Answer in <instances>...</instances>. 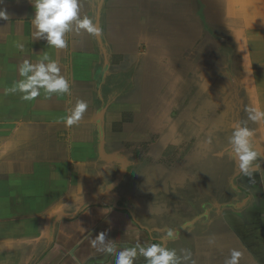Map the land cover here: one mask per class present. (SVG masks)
I'll return each instance as SVG.
<instances>
[{"label":"rangeland","instance_id":"374dc122","mask_svg":"<svg viewBox=\"0 0 264 264\" xmlns=\"http://www.w3.org/2000/svg\"><path fill=\"white\" fill-rule=\"evenodd\" d=\"M124 1L107 28L109 60L96 46L79 97L100 109L101 148L115 159L101 160V173L119 177L109 184L118 205H138L152 237L196 213L222 229L244 208L222 205L236 199L233 182L257 180L225 150L234 125L252 123L253 103L264 108V0Z\"/></svg>","mask_w":264,"mask_h":264},{"label":"crops","instance_id":"0c3cea01","mask_svg":"<svg viewBox=\"0 0 264 264\" xmlns=\"http://www.w3.org/2000/svg\"><path fill=\"white\" fill-rule=\"evenodd\" d=\"M126 2L82 0L81 15L92 17L100 34L70 33L67 47L55 49L43 40L33 41L30 0H0V10L9 16L0 20V264H115L114 253L91 247L90 241L99 232L107 233L116 251L137 242L147 246L150 239L178 254L189 250L187 264H225L233 251L241 254L238 264H264V211L258 207L264 205V158L254 165L257 180L253 178V186L231 183L236 199L222 205L244 208L241 215L234 212L231 220L221 218L222 229L215 228L214 219L206 213H196L174 226V239L152 237L138 220V205H118L121 196L114 195L110 185L116 186L119 177L101 173L100 161L115 159H107L111 155L101 148L100 109L90 105L75 124L66 123L79 97H86L83 85L89 79L85 75L90 76L86 64L97 60V49L98 57L101 53L104 62L109 60L107 28L120 3ZM209 2L205 4L210 7ZM44 54L58 63L69 91L49 95L41 89L32 101L9 91L23 79L18 73L23 59L35 63ZM247 126L254 130L255 149L264 151V127L253 122ZM242 189L247 191L243 198ZM210 239L215 243L210 244ZM135 264H145L144 258L138 256Z\"/></svg>","mask_w":264,"mask_h":264},{"label":"clouds","instance_id":"9594fccd","mask_svg":"<svg viewBox=\"0 0 264 264\" xmlns=\"http://www.w3.org/2000/svg\"><path fill=\"white\" fill-rule=\"evenodd\" d=\"M33 15L31 17L33 41L43 40L49 47L65 49L67 47V36L73 34L79 36L82 32L89 35H99L100 29L96 26L94 19L88 15H81L82 0H30ZM9 16L0 10V20H7ZM23 49V45H19ZM19 76L23 79L9 90L22 93V99L32 101L41 94L43 89L47 94L67 93L69 82L62 76L60 66L55 60H51L47 54L42 56L38 62L23 59L18 68ZM87 104L80 101L75 106L72 114L67 118L68 125L75 124L84 114ZM248 120L258 123L264 127V108L254 102L248 109ZM254 130L247 126L246 122H237L228 138V152L230 158L237 161L240 172L246 176L252 174L254 165L261 156L252 140ZM166 239H174V230L169 228L165 233ZM215 243L214 239L209 240ZM91 247L97 252L115 254V264H135L138 256L144 258L145 264H187L191 258V252L182 249L180 254L174 248H167L161 243H152L147 246L139 242L134 247L116 251L113 247L114 241L107 238L106 232H99L90 241ZM241 254L233 251L225 264H238Z\"/></svg>","mask_w":264,"mask_h":264},{"label":"flooded vegetation","instance_id":"af4514ba","mask_svg":"<svg viewBox=\"0 0 264 264\" xmlns=\"http://www.w3.org/2000/svg\"><path fill=\"white\" fill-rule=\"evenodd\" d=\"M207 171H208V170L206 169V170H205V173H206ZM212 174H213V173H212ZM236 175H237V174H236ZM241 175H243V174H241ZM242 178H244V180L242 181V185L244 184V185H248V186H253V182H254L253 178H254V177H251L250 179H247L246 177L242 176ZM204 179L207 180L205 174H204ZM194 185H195V183H194ZM193 187H195V186H193ZM180 189H181V193L187 191V188H180ZM243 190L246 191L245 189H242V191H243ZM239 191H240V189H239ZM242 191H241V192H242ZM192 193L194 194V192L190 190L189 196H190ZM146 202H147V201H146ZM190 203L194 204L193 199H191ZM169 205H170V204H169ZM226 207H227V206H226ZM192 218H193V217H192Z\"/></svg>","mask_w":264,"mask_h":264},{"label":"water","instance_id":"95a60500","mask_svg":"<svg viewBox=\"0 0 264 264\" xmlns=\"http://www.w3.org/2000/svg\"><path fill=\"white\" fill-rule=\"evenodd\" d=\"M99 123V119L97 120ZM260 153L264 154V151H262L261 149L258 150ZM107 159H113L111 156H107Z\"/></svg>","mask_w":264,"mask_h":264}]
</instances>
